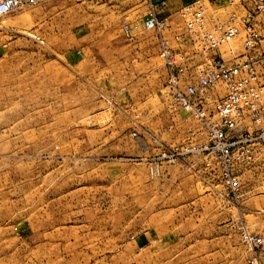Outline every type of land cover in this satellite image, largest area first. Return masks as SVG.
Segmentation results:
<instances>
[{
  "label": "rangeland",
  "instance_id": "obj_1",
  "mask_svg": "<svg viewBox=\"0 0 264 264\" xmlns=\"http://www.w3.org/2000/svg\"><path fill=\"white\" fill-rule=\"evenodd\" d=\"M98 1L42 0L0 18V264L264 262L253 254L264 241L245 240L264 238V146L232 168L235 192L212 155H172L206 142L202 124L161 92V69L144 74L119 48L151 9L114 0L118 15ZM229 1L204 0L210 19L238 18L220 46L231 62L246 52L249 9ZM256 20L264 34V13ZM185 160L190 170L172 169Z\"/></svg>",
  "mask_w": 264,
  "mask_h": 264
},
{
  "label": "built area",
  "instance_id": "obj_2",
  "mask_svg": "<svg viewBox=\"0 0 264 264\" xmlns=\"http://www.w3.org/2000/svg\"><path fill=\"white\" fill-rule=\"evenodd\" d=\"M40 1L0 0V18L24 5ZM244 1L249 12L241 21L246 32V48L252 49L246 59L233 62L208 53L240 34L238 18L233 15L228 21L210 19L204 0H193L181 8L180 14L186 22L188 33L195 36L209 57L198 66L197 81L185 86V68L180 53L163 33L166 20L151 9L144 21L145 27L157 31L159 36L160 55L167 70L162 93L169 95L177 108L189 110L200 120L201 132L207 139L204 144L187 146L183 152H176V148L172 155L193 151L212 155L221 169L222 178L234 192L239 184L232 168L252 159L254 152L264 146V45L254 28L257 17L264 13V0ZM222 86L225 93L217 97L211 107H207L208 93L218 91ZM245 240L250 245H257L263 243L264 238L247 232ZM250 264L264 262L256 258Z\"/></svg>",
  "mask_w": 264,
  "mask_h": 264
},
{
  "label": "crops",
  "instance_id": "obj_3",
  "mask_svg": "<svg viewBox=\"0 0 264 264\" xmlns=\"http://www.w3.org/2000/svg\"><path fill=\"white\" fill-rule=\"evenodd\" d=\"M82 1L86 2L87 4L94 3V5L95 3L97 4L99 3L98 0H82ZM112 1L114 0H109L103 3L106 5L107 11L118 12L116 13L118 15L122 14L123 12H127L126 6L122 8L123 11H121V9L116 10V8H113V6L116 5H114ZM117 1H119V4L121 2H125V4H127V0H117ZM144 1L148 3L147 7L149 6L150 9L155 10L161 18H164L166 20V27L163 33L170 40L172 47L180 53V57L182 58L181 62L185 68V79L183 82V86H185L187 83L196 82L198 66L201 63L208 60L209 57L206 54V52H204L199 46L198 42L195 40V36L188 33L186 28V22L180 14L181 8L191 3L193 0H151L150 4L148 0H144ZM209 1L212 4V6H214L215 8H224L234 5V3L229 0H209ZM118 8H120V6ZM148 14L149 12L147 14H144L145 19L147 18ZM142 18L143 16L140 18L137 24H135L134 26L133 25L130 26L131 29H129L128 35L126 34L123 35V38L120 39L119 48L123 51L126 50L130 51L132 55H130L128 59L133 60L134 63H138L140 67H137V69H140L141 72H143L144 74L146 73L153 74L154 72L156 73V70L161 69V71H163L165 75V80L163 82L164 85L167 81V70H166L165 62L164 65H161V67L154 63L157 61L160 55L159 36L157 31L153 29L144 28L143 23L141 22ZM116 22L118 21L116 20ZM256 25H259L257 21L254 22V28L255 30H258ZM107 26L111 28L116 25L114 21H111ZM239 26L241 25L239 24ZM262 29L264 31V26H262ZM258 34L261 43L264 45V34H261L260 31L258 32ZM251 49L246 48V52H241L240 54L238 53L237 55H235L232 62L238 59H242V60L246 59ZM208 54L215 55L216 57L222 58L224 60L226 59L220 47L210 51ZM136 71L140 72L138 70ZM221 88H222V92L225 93V87L222 86ZM160 90L162 92V89ZM222 92L218 90L215 92L212 91L211 93H208V95L206 96V106L211 107L213 105V99H215L216 97H220L222 95L221 94ZM179 110L182 114L181 116H184V111H183L184 109L181 108ZM193 137L194 135H192L191 133V135H189L188 138L190 139ZM202 153L205 156L206 155L210 156L208 153L205 152ZM187 157H190V154H186V158ZM181 160L183 159L181 158L177 159V161H181ZM188 160L189 158L187 159V162ZM185 162L186 160L182 164L179 163L172 165V169L175 170L182 169L183 172H185V168L187 170H190V165L188 163L187 165ZM208 185H211L209 181H208ZM259 250L253 251V254L256 253L264 259V254H263L264 245Z\"/></svg>",
  "mask_w": 264,
  "mask_h": 264
}]
</instances>
